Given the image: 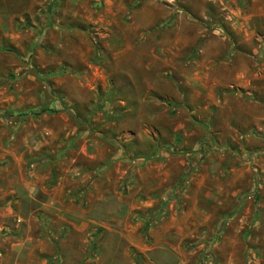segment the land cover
<instances>
[{
    "label": "rangeland",
    "instance_id": "1",
    "mask_svg": "<svg viewBox=\"0 0 264 264\" xmlns=\"http://www.w3.org/2000/svg\"><path fill=\"white\" fill-rule=\"evenodd\" d=\"M127 3L0 0V264H264V0Z\"/></svg>",
    "mask_w": 264,
    "mask_h": 264
},
{
    "label": "crops",
    "instance_id": "2",
    "mask_svg": "<svg viewBox=\"0 0 264 264\" xmlns=\"http://www.w3.org/2000/svg\"><path fill=\"white\" fill-rule=\"evenodd\" d=\"M92 2H94V4ZM84 6L85 9H83ZM128 9L129 6L127 0H65V7L60 5L56 10L57 21L61 26L58 27L61 33L60 36H65V39H70L71 35L79 36L81 38L80 32L85 34L86 27L93 26L97 31H107V36L110 37L115 29L117 17L128 14ZM132 13L133 17H138L141 14H145L144 5L141 7L138 5L135 6V8L132 10ZM85 14L88 17L83 18ZM5 15L7 14H2L0 12V30L3 28L5 29ZM8 15L11 18L7 20H13V14L10 12ZM143 22H141V24L135 23L133 30H144L146 23ZM115 39H117V43H119V41L120 43L124 41V38L120 35L118 36V34H116ZM86 42L88 44V40ZM198 73V78L203 80L205 78L204 72ZM199 85L202 86L203 83H199Z\"/></svg>",
    "mask_w": 264,
    "mask_h": 264
},
{
    "label": "trees",
    "instance_id": "3",
    "mask_svg": "<svg viewBox=\"0 0 264 264\" xmlns=\"http://www.w3.org/2000/svg\"><path fill=\"white\" fill-rule=\"evenodd\" d=\"M44 112V110L41 111V113ZM40 113H38L37 115H39Z\"/></svg>",
    "mask_w": 264,
    "mask_h": 264
}]
</instances>
